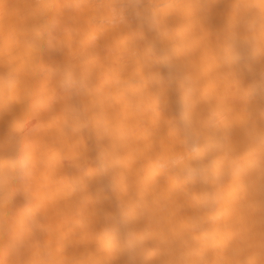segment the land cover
<instances>
[{"label":"bare ground","instance_id":"obj_1","mask_svg":"<svg viewBox=\"0 0 264 264\" xmlns=\"http://www.w3.org/2000/svg\"><path fill=\"white\" fill-rule=\"evenodd\" d=\"M230 2L207 0L201 20L195 7L185 9L174 34L159 39L135 17L149 6L148 0L137 5L120 0L118 7L131 17L129 27L116 15L119 0H0V73L13 71L19 77L13 86L15 104L0 108V146L6 151L15 148L13 128L22 145L15 161L0 150V168L18 167L24 180L0 206V229L23 235L28 264H120L108 227L118 215L116 199L155 243L149 259L231 264L232 241L253 220L264 219L242 211L250 199L247 188L264 177V157L258 169L242 178L238 165L246 157L229 135L244 120L251 128L264 129V65L246 59L240 77L222 62L221 52L228 48L221 38L240 31ZM233 3L253 13L251 42L255 56L264 58V0ZM101 4L103 19L97 15ZM43 13L64 34L40 51L28 41L33 39L31 30L45 21ZM140 34L152 39L158 52L163 46L170 50L183 76L179 86L174 74L153 63L151 48L133 45ZM71 59L91 69L88 111L123 154L119 191L97 192L91 181V192L85 187L76 193L73 188L72 179L80 171L70 161L83 155L93 175L100 169L94 136L88 130L79 138L64 131L61 115L72 98L57 88L56 64ZM152 70L161 73L157 87L149 79ZM244 86L257 91V99L246 109L241 107ZM179 89L186 110H195L201 123L196 131L189 119V131L200 145L195 153L189 138L174 127V119L180 126ZM27 123H33L35 137L24 131ZM221 132L224 144L217 143ZM244 135L245 129L238 126L234 138ZM258 199L264 200V192ZM30 215L40 218L36 230L28 225ZM243 256L252 264L261 259L249 250ZM19 259L0 243V264H18Z\"/></svg>","mask_w":264,"mask_h":264},{"label":"clouds","instance_id":"obj_2","mask_svg":"<svg viewBox=\"0 0 264 264\" xmlns=\"http://www.w3.org/2000/svg\"><path fill=\"white\" fill-rule=\"evenodd\" d=\"M130 4L137 5L141 0H129ZM116 5V15L123 18L124 23L129 27L131 24V17L127 10ZM207 0H148V7L144 12L137 11L135 13L136 19L146 22L150 29L157 34L159 39L165 34H174L177 25L182 22L183 12L185 9L195 7L198 10V18L204 10ZM234 12L238 14L237 23L240 31L232 37L221 38L222 45L227 46V52H221L222 62L226 67L235 69L241 77L245 67V60L251 59L259 64L264 65V58H257L254 54V46L251 42L252 32L249 23L252 20L253 13L247 11L245 6H236L231 0L229 5ZM104 5L101 4L97 9L99 18H104ZM45 21L33 28V39L28 41L31 45L38 47L42 51L45 46H49L48 41L53 44L62 37L63 30L58 27L57 23L51 20L46 14ZM133 45H142L146 49L151 48L155 55L153 63L161 65L169 74L175 75V81L178 83L183 78L178 66L171 55L169 49L163 46V51L158 52L155 43L147 36L140 34L133 40ZM57 74L55 80H58L57 88L66 90L70 93L72 102L64 105L61 118L63 120V127L66 134L84 136L85 130L94 136L97 149L96 163L99 166V174L93 175L89 163L83 155L76 161H70L79 169L80 175L74 176L72 179L73 188L76 193H80L85 187L90 191L89 181L94 184L97 192H101L106 188L118 190L117 178L123 171V154L118 145L111 139L106 130L98 127L88 111L89 98L88 91L92 84L91 69L83 62L73 61L72 59L66 64H56ZM149 79L153 81L154 87H157L161 80V73L153 70L148 72ZM19 77L13 71L7 73H0V108H6L9 105L15 104L13 97V86L17 83ZM246 95H244L241 107L247 108L257 99V91L254 87H245ZM180 91V89H179ZM176 109L180 116V126L174 119V127L179 132L181 137H188L192 151L195 153L200 146L196 142V138L189 131V119H191L192 129L199 131L201 128L200 120L195 110L191 112L186 110L182 102V93L176 103ZM32 124V127L28 125ZM245 129V135L236 140L234 138L237 127ZM12 127V125H11ZM13 128V127H12ZM16 134V145L11 151H6L2 146L0 150L3 151L7 158L15 161L21 152V138L20 133L13 128ZM24 131L30 136L35 137L36 132L33 128V123H27ZM229 135L233 143L239 147V154L246 157L247 164L238 165V171L243 178L248 172L258 169L260 158L264 157V129L251 128L248 121L244 120L243 124L234 125L230 130ZM85 137V136H84ZM227 141L223 133L217 134V143L224 144ZM91 169V172H89ZM24 184L19 168H13L9 165L7 168H0V206L7 203L10 199L13 189L21 188ZM203 185V184H202ZM206 187V185H203ZM250 193L249 202L242 205V211L248 213L250 216L257 214L264 215V200L258 199L261 193L264 192V177L260 178V182L251 184V190L247 188ZM91 192V191H90ZM118 215L109 221V234L112 242L116 245V251L121 255L120 264H180V262L173 258H162L158 260L149 259L151 252L155 250V243L149 241L135 226L130 218V210L126 209L116 199L115 201ZM39 216H29L28 225L33 230L39 226ZM261 225L264 227V219L253 220L251 226L241 230L240 235L232 241V251L234 259L231 264H252V261L244 258L245 250L258 253L261 259L258 264H264V230L253 232L250 229L252 226ZM0 243H2L10 254L15 258L19 257L18 264H28L25 259L28 255L27 246L25 244L22 234L12 235L10 232L0 229Z\"/></svg>","mask_w":264,"mask_h":264}]
</instances>
